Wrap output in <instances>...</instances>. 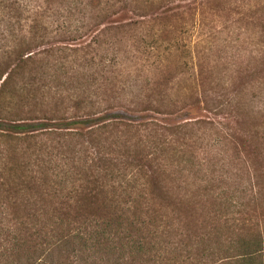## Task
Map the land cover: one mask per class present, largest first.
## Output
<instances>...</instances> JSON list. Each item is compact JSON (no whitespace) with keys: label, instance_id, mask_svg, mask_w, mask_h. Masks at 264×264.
Segmentation results:
<instances>
[{"label":"trees","instance_id":"trees-1","mask_svg":"<svg viewBox=\"0 0 264 264\" xmlns=\"http://www.w3.org/2000/svg\"><path fill=\"white\" fill-rule=\"evenodd\" d=\"M111 1L46 5L0 76V264H264V173L235 171L234 187L199 156L232 147L264 164V133L176 121L168 78L145 99L121 55L145 21H95ZM173 29L167 19L138 41L154 68L186 51Z\"/></svg>","mask_w":264,"mask_h":264},{"label":"rangeland","instance_id":"rangeland-1","mask_svg":"<svg viewBox=\"0 0 264 264\" xmlns=\"http://www.w3.org/2000/svg\"><path fill=\"white\" fill-rule=\"evenodd\" d=\"M58 1L0 0L2 78L13 72L17 61L16 49L30 41L32 34L29 30L34 21L39 20L40 28L45 22L46 5H57ZM129 1L115 3L112 0L110 3L114 4L100 11L95 21H104L105 25L111 26L128 21H145L140 29L124 33L128 42L121 51L122 57L131 66L132 74L138 75L143 94L149 95L145 99H157L158 91L166 87L164 79L168 78L170 96L175 101L172 118L176 121L198 116L221 121L223 125L219 124L218 128L222 132L244 130L245 133H264V0H155L153 5L145 6ZM167 19L174 25L176 39L187 44L186 51L176 49L169 56L167 70L159 66H155L156 69L150 65L155 57L142 53L138 41L147 37L150 28L156 29ZM197 24L199 31L195 28L190 32H179ZM38 34L37 41L42 48L41 29ZM197 41L200 42L196 45ZM186 53L189 54L182 56ZM192 101L197 104L196 112L188 114L187 105ZM118 110L135 117L145 114ZM156 116L166 118L163 114ZM237 119L243 122L236 124ZM205 149L199 156L206 161L203 165L206 173L210 172L207 167H214L216 173L220 168L230 177L227 182L231 186L239 184L236 172L241 175V181L246 182L253 179L257 168L261 174L264 173V164L242 151L229 147L226 152L220 146L217 150ZM217 161L219 164L212 166ZM261 183L264 185V182ZM263 208L264 203L257 207L258 211ZM195 212L196 216L200 213L199 209Z\"/></svg>","mask_w":264,"mask_h":264}]
</instances>
